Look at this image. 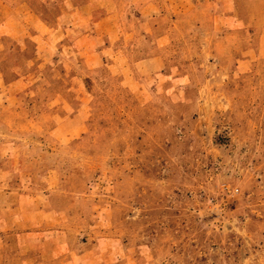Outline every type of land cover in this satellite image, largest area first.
Returning <instances> with one entry per match:
<instances>
[{
  "label": "rangeland",
  "instance_id": "obj_1",
  "mask_svg": "<svg viewBox=\"0 0 264 264\" xmlns=\"http://www.w3.org/2000/svg\"><path fill=\"white\" fill-rule=\"evenodd\" d=\"M8 2L0 264H264V0Z\"/></svg>",
  "mask_w": 264,
  "mask_h": 264
},
{
  "label": "crops",
  "instance_id": "obj_2",
  "mask_svg": "<svg viewBox=\"0 0 264 264\" xmlns=\"http://www.w3.org/2000/svg\"><path fill=\"white\" fill-rule=\"evenodd\" d=\"M26 1V3H28L29 2V0H9V2H8V0H7V2H8V4L10 5V7L11 8H13V12H14V14H15V16L18 14V13H20V12H18L17 11V9H18V7H19V5H20V3H22V2H25ZM6 7V6H5ZM1 8V7H0ZM7 8V7H6ZM1 11V10H0ZM6 13L7 12H5V14H4V19H8V18H10V16L9 15H6ZM38 35H39V33H38ZM4 38H6L3 34H1L0 33V45H1V47H4V48H6L5 46H4V43H3V41H2V39H4ZM15 40H17L18 42H19V44H23L22 42H24V41H22L21 42V40L20 39H15ZM2 77H0V83L3 81V79H1Z\"/></svg>",
  "mask_w": 264,
  "mask_h": 264
}]
</instances>
